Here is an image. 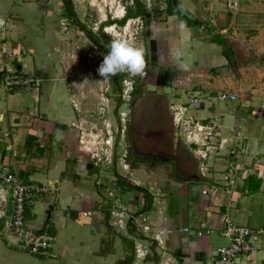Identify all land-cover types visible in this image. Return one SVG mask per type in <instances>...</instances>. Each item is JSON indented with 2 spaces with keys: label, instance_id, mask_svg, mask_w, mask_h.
<instances>
[{
  "label": "crops",
  "instance_id": "1",
  "mask_svg": "<svg viewBox=\"0 0 264 264\" xmlns=\"http://www.w3.org/2000/svg\"><path fill=\"white\" fill-rule=\"evenodd\" d=\"M13 1L0 0L2 13L21 14V22L27 26L31 23L28 14L38 25L40 16L51 17L56 12L48 7L44 12L24 8L16 13ZM167 1L176 10L168 12L165 6L146 23V50L157 72L155 86L168 96L170 113L175 109L183 114L185 122H179L183 128L172 120L174 138L191 141L196 165L185 166L183 159L177 175L169 176L175 185L169 184L166 193H159L164 198L151 200L145 212L154 234L161 232L162 253L170 264H218L216 249L229 242L223 233L226 214L233 224L252 229L260 227L264 219V0ZM64 4L59 0L56 5L64 9ZM45 27L43 38L22 26L12 32L8 44L5 41L12 52L23 57L15 68L40 82L33 93L36 104L28 112L31 119L22 123L12 115L6 119L17 128L11 129L15 134L7 135L9 145L0 149V157L3 162H13L18 174L24 172L22 179L40 189L26 201L27 221H32L31 209L36 204H52L43 231L53 240L48 255H35L22 250L8 233L0 240V264H146V250L140 254L135 250L134 256L123 254V242L130 243L128 234L138 233L129 223L127 229L115 228L104 211L107 187L101 185L92 162L75 143L69 127L75 113L63 100L65 90L57 82L55 59L60 38L50 33L54 30L50 25ZM51 48L56 49L53 57L48 55ZM177 51L182 53L180 60L175 58ZM160 72L169 74L165 86L156 82ZM222 91L237 98L221 100L217 95ZM19 94V90L8 93L7 109L12 107V97ZM188 133H194L197 141L188 138ZM29 135L33 139L27 149L24 143ZM200 141L222 142L221 150L208 149L202 156L205 147ZM15 145L21 153L14 156ZM19 156L27 158L23 161ZM231 166L233 182L229 183L224 176ZM41 193L47 194L44 204L36 199L35 194ZM138 204L140 209V202L128 196L127 204L120 206L127 216V209ZM11 205L9 198V210ZM87 211L91 214L85 215ZM142 236L146 243L153 238ZM114 240L120 247L117 255L111 249H115ZM251 244V250L239 255L234 264H264V234L251 239ZM161 254L157 255L163 258Z\"/></svg>",
  "mask_w": 264,
  "mask_h": 264
},
{
  "label": "rangeland",
  "instance_id": "2",
  "mask_svg": "<svg viewBox=\"0 0 264 264\" xmlns=\"http://www.w3.org/2000/svg\"><path fill=\"white\" fill-rule=\"evenodd\" d=\"M57 1L59 0H14L11 7L16 10V13L17 11L23 12L24 8L44 12L49 9L48 7H51L56 12L60 11V13H53L51 17L45 14L40 16L38 25L34 23L35 18L32 14H28L26 17L31 22L28 24L29 26L21 22V14L5 15L0 6V52L6 49L11 51L10 46H7L6 43L8 44V41L11 40L12 32L17 28L28 27L34 32L36 38H39L38 36L43 38L46 24L54 29L50 33L58 34L60 38L57 44L59 45L58 53H55L56 49L51 48L48 55L53 57V53H55L57 56L55 59V68L58 71L57 82L65 90L63 100L68 102L67 104L75 113V119L69 122V124L71 123L69 127L73 128L72 135L76 136L75 143H77L81 154L92 162L98 176L100 175L101 185L107 187V197L103 202L107 208L104 211L111 217L115 228L127 229L126 223H129L130 229L138 233H126L129 235L130 243L126 245L127 243L123 242V254L134 256L135 250L138 252L146 250V264H170L167 254L164 256L162 253L163 258L156 254L155 241L150 240L153 243L149 241L146 243L141 240V237H143L142 234L151 237L155 233L153 225L146 217V208L152 202L164 198L160 197L159 193H166L169 184L175 185L176 181L165 174L164 166L161 169L152 170L154 173L138 164L132 166L127 157L128 141L126 137L127 118L132 110L135 113L136 130L141 132L150 133L158 128H168L173 131V127L174 129L176 127L175 124H172V120L174 112L177 111L171 109L170 113L168 96L155 86L157 72L154 70L146 50V35L144 33L146 23L155 15H159L157 13L165 8L167 0H138L144 6L142 15L128 18L122 24L118 21L124 18L125 10L127 11L128 7L135 10L133 7L135 0H69L70 12L66 11L67 15L64 11L67 7L62 9L63 6L56 5ZM15 21L19 22L15 23ZM65 26L66 28H64ZM89 34H92V37ZM119 36L134 38L136 44L146 50L148 66L145 75L132 76L128 73H118L110 77L108 81L100 82L102 78L98 75L97 69L104 55L109 51L112 38ZM7 51L1 52L0 56V66L4 69L9 68L4 76H8V81L21 80L22 70L16 71L13 62H10V56L3 55L8 54ZM22 60L23 57L20 55L18 61L22 63ZM15 75L18 76L13 77ZM24 76L31 77L26 73ZM39 82L40 80L33 77L27 83L18 84L19 86L15 90H19L20 94L12 97L10 109L6 108L9 103L5 98L13 90L0 86V149L9 145V141H6L8 140L7 135L16 133L17 126L9 125L6 121L10 115L16 116L20 120L19 122L21 120L25 122V119L27 122L31 119L32 115H29L28 112L36 104L33 93ZM181 116L183 118L182 114ZM13 128L15 130H11ZM180 128L183 126L181 125ZM173 142L185 160V166L196 165L193 150H190L193 147L190 144L191 141L184 138L178 141L173 139ZM211 145L209 144V146ZM212 146L214 147H210V149L214 152L221 150L218 142ZM14 148L17 154L21 153L18 145H15ZM18 158L24 161L27 157L19 156ZM31 166L35 169V165ZM164 176L168 178L161 179ZM133 184L142 188L133 190L131 187ZM35 195L37 201L45 203L47 194ZM128 196L135 197L137 203L140 202L141 205L140 209H137L139 204L132 205L130 211L127 209L126 216L120 205L127 204ZM151 200L152 202H150ZM46 206L36 204L31 209L34 213L33 222L42 223ZM2 224L3 219L0 222V229ZM2 236L0 233V240H3ZM116 243L118 241L114 243L115 249L111 247L114 255H117L120 250L119 244L116 245Z\"/></svg>",
  "mask_w": 264,
  "mask_h": 264
},
{
  "label": "built area",
  "instance_id": "3",
  "mask_svg": "<svg viewBox=\"0 0 264 264\" xmlns=\"http://www.w3.org/2000/svg\"><path fill=\"white\" fill-rule=\"evenodd\" d=\"M3 50L1 52H6ZM0 52V56H1ZM7 53L3 55L10 56V62H14L15 59L18 57L12 51H7ZM16 69V68H15ZM9 70V68H3L0 66V72L2 75V79L0 81V86H4L9 90H15L19 86L20 83H27L29 82L30 78L24 76L22 73L20 75L21 80H12L8 81V76H4L5 72ZM17 71V69H16ZM15 75L13 77H17ZM183 82V80L181 81ZM217 97L221 100H235L237 98L236 94H231L226 91L219 92ZM182 112H174L173 121L175 124L179 122H185L182 120L181 116ZM183 115V114H182ZM187 122V121H186ZM200 128V127H199ZM202 129L200 128L201 131ZM190 135V136H189ZM210 134L206 135L205 137L209 136ZM188 138L193 141H197L195 134L188 133ZM202 146H205L202 149L203 153L202 156L206 155V150H210L208 142L200 143ZM219 146H222V142L219 143ZM234 148L231 150L234 153ZM13 155H16V151L13 148ZM232 166L228 170V174L224 176V179L232 183ZM8 190L9 198L12 203L10 210H8L7 214L3 218V224L0 229V233L4 236L8 233H11L16 238V244L25 251H28L31 254L35 255H48L50 252V248L52 245V237L47 234L45 231L38 232L34 229L35 225L33 221H27L25 217L26 211V201L27 199L35 192H38L40 189L38 188L37 184L34 182H26L24 181L20 175L18 174L17 170L15 169L13 162H3L0 157V210L4 208L3 204V197L5 191ZM85 215L91 214L90 211L84 212ZM223 221L225 222V227H223V233L229 238V242L226 245H220L216 249L217 254V263L218 264H234L236 259L244 252L250 251L252 248L251 239L257 240L261 235L264 234V219L262 225L256 229H252L245 225H235L233 224L227 214L224 216ZM2 222V220H1ZM202 228H206L204 224H201ZM187 230V229H186ZM210 230H206L209 232ZM203 231L198 230L197 234L202 235ZM155 241L154 250L156 254H161L165 250L164 240L162 238L161 232L154 234L153 238L151 239ZM153 241H150L153 243ZM141 252V251H140ZM138 254H140L138 252ZM143 256V255H142Z\"/></svg>",
  "mask_w": 264,
  "mask_h": 264
},
{
  "label": "flooded vegetation",
  "instance_id": "4",
  "mask_svg": "<svg viewBox=\"0 0 264 264\" xmlns=\"http://www.w3.org/2000/svg\"><path fill=\"white\" fill-rule=\"evenodd\" d=\"M64 5H66V7L68 6V10L65 9V12L69 11V0H66V4ZM125 12L127 13L126 10ZM125 16L126 14L124 13V17ZM64 28H66V26ZM14 54L18 56L14 62V64H16L20 59V56L16 53ZM32 79L33 78L30 77V80ZM172 135L173 131H170L168 128H158L150 133L136 130L135 113L132 110L126 123V137L128 141L127 157L132 166L138 164L147 168L152 173H154L152 170H155L156 168L161 169V167L164 166L163 170L166 175L176 176L178 169L182 166L183 158L179 154L176 144L173 142V139L175 138L174 135L173 137ZM134 186L142 188L138 185Z\"/></svg>",
  "mask_w": 264,
  "mask_h": 264
},
{
  "label": "clouds",
  "instance_id": "5",
  "mask_svg": "<svg viewBox=\"0 0 264 264\" xmlns=\"http://www.w3.org/2000/svg\"><path fill=\"white\" fill-rule=\"evenodd\" d=\"M181 56L180 51L175 53L177 60H180ZM147 66L146 50L138 46L134 38L119 36L112 38L109 51L104 55L97 72L102 78L100 82H106L118 73L143 76Z\"/></svg>",
  "mask_w": 264,
  "mask_h": 264
},
{
  "label": "trees",
  "instance_id": "6",
  "mask_svg": "<svg viewBox=\"0 0 264 264\" xmlns=\"http://www.w3.org/2000/svg\"><path fill=\"white\" fill-rule=\"evenodd\" d=\"M64 1L66 2V0H64ZM133 7L135 8V10H132L129 7L127 8L126 16L122 20H120L119 23L122 24L128 18L138 17V16L142 15V13L144 11V6H142L138 2V0H135ZM166 9H167L168 12H171V11H175L176 10L175 6L173 5V3L171 1H167ZM69 12H70V10L68 11V13ZM89 35H90V37H92V34H89ZM152 56L154 57V54ZM169 80H170L169 79V74L167 72H163V73L160 72V73H158L156 82H157L158 85L165 86V85H167V83L169 82ZM0 81H1V72H0ZM14 91H16V90H13L12 92H14ZM32 139H33V136L32 135H29L27 137V139L25 140V143H24V147L25 148L30 149V147L32 146V144H31ZM23 174H24V172L23 171H20L19 175L21 177L23 176ZM131 187L134 188V189H140L137 186H133V185H131ZM26 211H25V213H26Z\"/></svg>",
  "mask_w": 264,
  "mask_h": 264
},
{
  "label": "water",
  "instance_id": "7",
  "mask_svg": "<svg viewBox=\"0 0 264 264\" xmlns=\"http://www.w3.org/2000/svg\"><path fill=\"white\" fill-rule=\"evenodd\" d=\"M3 206L4 208L2 210H0V222L1 220L4 218V216L7 214L8 212V203H9V194H8V190L5 191L4 193V197H3ZM51 210H52V204L50 203L49 205L46 206L45 211H44V218L42 220V223H36L34 222V229L38 232H42L44 230L45 224L47 223L48 219L50 218V214H51Z\"/></svg>",
  "mask_w": 264,
  "mask_h": 264
}]
</instances>
